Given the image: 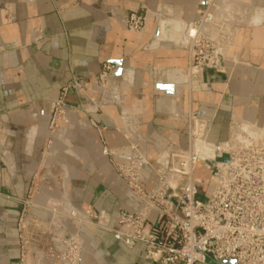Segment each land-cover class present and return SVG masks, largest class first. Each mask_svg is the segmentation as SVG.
Returning <instances> with one entry per match:
<instances>
[{"label":"crops","instance_id":"obj_1","mask_svg":"<svg viewBox=\"0 0 264 264\" xmlns=\"http://www.w3.org/2000/svg\"><path fill=\"white\" fill-rule=\"evenodd\" d=\"M205 1L0 0V264H18L20 202L41 173L40 206L68 202L106 212L112 220L141 206L102 156L90 123L103 129L110 148H125L120 109L105 106L103 113L77 122L78 101L71 96L70 124L55 138L50 156L43 152L53 102L72 76L87 78L89 93L98 98L96 77L104 63L114 65L125 107L130 110L139 101L145 107L141 129L151 161L173 137L187 148L190 107L211 123L212 143L227 140L232 122L264 131V0H214V13L230 11L238 18L216 21L228 38V66L225 74L202 71L199 87L190 91L184 74L192 57L179 46L185 44L181 26L196 17ZM133 13L147 14L142 32L122 24ZM163 84L174 86L171 115L156 110ZM155 181L148 171L143 184L151 188ZM33 212L50 217L39 209ZM83 239V264H154L144 259L142 246L129 250L108 232L87 229Z\"/></svg>","mask_w":264,"mask_h":264},{"label":"built area","instance_id":"obj_2","mask_svg":"<svg viewBox=\"0 0 264 264\" xmlns=\"http://www.w3.org/2000/svg\"><path fill=\"white\" fill-rule=\"evenodd\" d=\"M213 13L212 0H206L196 17L181 26L185 44L179 46L192 57L190 91L199 87L202 71L225 74L228 66V38L218 31ZM146 17V13H133L122 24L139 33ZM114 70L112 63L102 65L96 77L98 98L89 93L87 78L72 76L53 102L45 133L53 138L49 136L70 124L71 96L78 101L77 122L82 121L81 111L90 116L103 113L105 106L120 109L125 148H110L103 129L90 123L98 132L102 156L110 160L141 206L133 213L121 211L114 220L106 212L78 209L68 202L40 206L41 186L34 179L17 221L18 263L83 264V232L91 229L110 233L129 250L142 246L144 259L154 264H264V131L232 122L227 140L212 143L208 140L211 123L190 107L187 148L173 137L151 161L147 135L141 129L145 107L142 101L130 110L125 107ZM199 167L205 176H200ZM148 171L156 177L151 188L143 184ZM34 209L45 211L49 219L38 217Z\"/></svg>","mask_w":264,"mask_h":264},{"label":"water","instance_id":"obj_3","mask_svg":"<svg viewBox=\"0 0 264 264\" xmlns=\"http://www.w3.org/2000/svg\"><path fill=\"white\" fill-rule=\"evenodd\" d=\"M159 90L164 91V96H158L155 99V106L157 112L159 111L161 114L164 115H171L172 114V107H173V93H174V86L173 85H160L158 87Z\"/></svg>","mask_w":264,"mask_h":264},{"label":"rangeland","instance_id":"obj_4","mask_svg":"<svg viewBox=\"0 0 264 264\" xmlns=\"http://www.w3.org/2000/svg\"><path fill=\"white\" fill-rule=\"evenodd\" d=\"M212 3L213 4H215V1L214 0H212ZM222 28H224V27H222ZM172 47H173V45H172ZM184 76H185V78L187 77V80H186V82L188 83L189 82V80H190V77H191V72L190 71H187L185 74H184ZM187 85H189V84H187ZM80 111V110H79ZM82 112V111H81ZM81 112H79V115L80 116H85L84 114H83V112L81 113ZM80 118H82V117H80ZM83 119V118H82ZM78 125V124H77ZM59 133H53L52 135H50L49 137H53V138H48L47 137V135H46V133L44 134L45 135V141H44V149H43V152L45 151L46 152V154L47 155H49L50 156V152H51V150L50 149H52V147H53V145L55 144V138L57 137V135H58ZM74 142V141H73ZM50 159V158H49ZM41 179H44V177H43V175H42V173L38 176V178H36V180H35V182H36V184H40L41 183ZM20 205H21V202H20ZM75 207V206H74ZM21 208H22V206H20V212H21ZM79 209H81V208H79ZM45 212V211H44ZM20 216V215H19ZM19 219V218H18ZM18 219L16 220V227H17V221H18ZM17 232H18V230H17ZM19 264V263H18Z\"/></svg>","mask_w":264,"mask_h":264},{"label":"bare ground","instance_id":"obj_5","mask_svg":"<svg viewBox=\"0 0 264 264\" xmlns=\"http://www.w3.org/2000/svg\"><path fill=\"white\" fill-rule=\"evenodd\" d=\"M228 13H231L230 11H228V12H224V11H220L219 12V15L220 16H218L217 14L218 13H213V17H214V22L216 23V21L220 18V17H223V19H229L230 17H231V20H235V15H231V14H228ZM232 13H236V12H232ZM238 14L240 15V12L238 11ZM238 14H236V15H238ZM230 15V17H228ZM236 19H238V18H236ZM230 28V27H229ZM218 31H220V27H218ZM173 40L174 39H172V41H171V43L173 42ZM130 73V72H129ZM128 78V77H127ZM127 85V84H126ZM128 86V85H127ZM163 96H164V94H163ZM173 97H175V92L173 93V96H172V98ZM173 100H174V98H173ZM242 125H245V124H243L242 123ZM243 128L245 129V127L243 126ZM65 189V188H64ZM66 191V190H65ZM65 194V193H64Z\"/></svg>","mask_w":264,"mask_h":264}]
</instances>
